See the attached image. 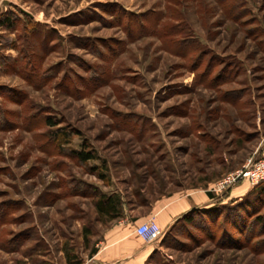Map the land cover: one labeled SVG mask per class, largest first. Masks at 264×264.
<instances>
[{
	"label": "rangeland",
	"instance_id": "obj_1",
	"mask_svg": "<svg viewBox=\"0 0 264 264\" xmlns=\"http://www.w3.org/2000/svg\"><path fill=\"white\" fill-rule=\"evenodd\" d=\"M233 1L0 0V264H86L110 225L261 155L264 0ZM247 181L162 230L146 264H264V184Z\"/></svg>",
	"mask_w": 264,
	"mask_h": 264
},
{
	"label": "crops",
	"instance_id": "obj_2",
	"mask_svg": "<svg viewBox=\"0 0 264 264\" xmlns=\"http://www.w3.org/2000/svg\"><path fill=\"white\" fill-rule=\"evenodd\" d=\"M264 141V139H263ZM232 188L227 198L234 197L238 188ZM214 202L206 189L196 188L185 190L168 199H157L151 208L143 214L125 217L116 224L107 227L101 240L86 264H146L155 249L154 243H145L134 233V229L144 220L154 217L161 230L169 228L185 213L203 208Z\"/></svg>",
	"mask_w": 264,
	"mask_h": 264
},
{
	"label": "trees",
	"instance_id": "obj_3",
	"mask_svg": "<svg viewBox=\"0 0 264 264\" xmlns=\"http://www.w3.org/2000/svg\"><path fill=\"white\" fill-rule=\"evenodd\" d=\"M233 3H234L233 4L234 6L232 5V8L230 9L233 13H236L235 11L239 6L240 7L244 6L243 0H234ZM0 24H3L5 26H13L14 22H13V20H11V17H7L5 20H2V22ZM44 121L49 126H55L56 125V121L53 118H49V117L45 116ZM48 136H49L48 138H49L50 142L54 146H56L57 148H60L61 147L60 145L63 142L70 140L69 132H67L63 129L60 131L50 132ZM68 151H70V153L73 155V157H75L78 161L83 163L87 167V170L90 173H93V174L97 173V175H98L97 177L105 178V173L103 170H104V168H106V165H105L104 160L101 161L100 165L88 164L89 161L98 159V156L93 151V149L91 150V149L87 148L86 146H83V144H82L80 148L74 149V150L68 149ZM263 153H264V151H262L261 155ZM98 171H100V172H98ZM245 181H246L245 179L238 180L234 184V186H238L241 183L243 184V183H245ZM262 184H264V181H262V183L259 182L258 184H254V185L250 184V185H251V188H254V190H257L260 187V185H262ZM234 186H232L231 188H233ZM230 190H231L230 188L228 189V191L226 190L227 192L224 194V196H227V193ZM224 192H222V193H224ZM207 193L212 198H214V201L219 200V198H222L220 196V195H222V193L221 194H214L209 190H207ZM122 204H123L122 198L118 194H110V195L99 194V196L96 198V200L94 202V206H95L97 214L100 217H105L107 221L115 220L117 218L122 217V213H121ZM201 211H203V208H195V209L185 213L183 216H181L177 220L179 221L181 219H184L185 221L192 222V215L195 213H199ZM94 252H95V248L91 249L90 256L93 255Z\"/></svg>",
	"mask_w": 264,
	"mask_h": 264
},
{
	"label": "built area",
	"instance_id": "obj_4",
	"mask_svg": "<svg viewBox=\"0 0 264 264\" xmlns=\"http://www.w3.org/2000/svg\"><path fill=\"white\" fill-rule=\"evenodd\" d=\"M241 179L248 180L253 185L264 181V153L257 158L250 157L240 169L220 178L208 190L214 194H221ZM134 233L145 243H153L160 239L162 230L154 218L150 217L136 226Z\"/></svg>",
	"mask_w": 264,
	"mask_h": 264
}]
</instances>
